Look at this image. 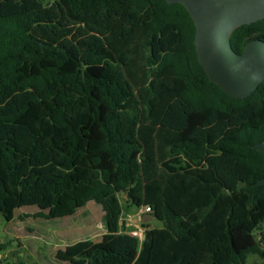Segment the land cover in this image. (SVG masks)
Here are the masks:
<instances>
[{"label": "trees", "instance_id": "1", "mask_svg": "<svg viewBox=\"0 0 264 264\" xmlns=\"http://www.w3.org/2000/svg\"><path fill=\"white\" fill-rule=\"evenodd\" d=\"M195 27L164 0H0V213L103 212L68 264H264V84L234 99L210 82ZM264 19L237 28L240 54ZM127 207L160 228L121 231ZM6 244L0 243V254ZM0 264H24L6 262Z\"/></svg>", "mask_w": 264, "mask_h": 264}, {"label": "water", "instance_id": "2", "mask_svg": "<svg viewBox=\"0 0 264 264\" xmlns=\"http://www.w3.org/2000/svg\"><path fill=\"white\" fill-rule=\"evenodd\" d=\"M164 1L182 5L192 19L196 56L210 82L234 99H246L264 84V42L249 41L240 54L230 43L237 28L264 19V0ZM251 148L264 154V141ZM257 186H264V178Z\"/></svg>", "mask_w": 264, "mask_h": 264}, {"label": "rangeland", "instance_id": "3", "mask_svg": "<svg viewBox=\"0 0 264 264\" xmlns=\"http://www.w3.org/2000/svg\"><path fill=\"white\" fill-rule=\"evenodd\" d=\"M119 199L123 206L122 232L134 231L145 225L154 226V218L150 212L144 211L142 207H127L123 195L119 194ZM38 211L32 206L16 209L11 221L4 219L0 213V243L6 244L0 258L3 257L9 263L22 261L24 264H68L55 258L58 250L79 240L98 241L105 232L102 209L93 202L77 210L74 215L63 218L48 220L36 216ZM129 220L133 223L128 227ZM262 231L264 232V223ZM262 262L259 256L249 254L245 264Z\"/></svg>", "mask_w": 264, "mask_h": 264}, {"label": "built area", "instance_id": "4", "mask_svg": "<svg viewBox=\"0 0 264 264\" xmlns=\"http://www.w3.org/2000/svg\"><path fill=\"white\" fill-rule=\"evenodd\" d=\"M144 209V211L146 212H150V208L149 207H142ZM133 221L129 220L127 226L129 227L130 225H132ZM120 225H121V219H120ZM145 232H146V228L145 227H140L137 228L134 231H130V232H126L127 235L136 238L139 242H142V240L145 237Z\"/></svg>", "mask_w": 264, "mask_h": 264}, {"label": "crops", "instance_id": "5", "mask_svg": "<svg viewBox=\"0 0 264 264\" xmlns=\"http://www.w3.org/2000/svg\"><path fill=\"white\" fill-rule=\"evenodd\" d=\"M153 222H154V226L150 228H160L161 227L160 222H158L157 220L154 219ZM153 222L151 221L150 223L152 224Z\"/></svg>", "mask_w": 264, "mask_h": 264}]
</instances>
